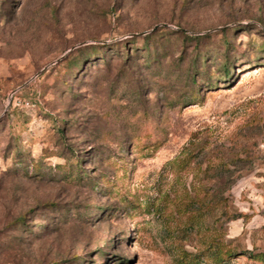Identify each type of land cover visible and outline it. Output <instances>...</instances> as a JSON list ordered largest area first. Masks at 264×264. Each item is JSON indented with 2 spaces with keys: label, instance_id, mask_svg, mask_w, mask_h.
<instances>
[{
  "label": "rangeland",
  "instance_id": "374dc122",
  "mask_svg": "<svg viewBox=\"0 0 264 264\" xmlns=\"http://www.w3.org/2000/svg\"><path fill=\"white\" fill-rule=\"evenodd\" d=\"M247 250L264 0H0V264H261Z\"/></svg>",
  "mask_w": 264,
  "mask_h": 264
},
{
  "label": "trees",
  "instance_id": "16d2710c",
  "mask_svg": "<svg viewBox=\"0 0 264 264\" xmlns=\"http://www.w3.org/2000/svg\"><path fill=\"white\" fill-rule=\"evenodd\" d=\"M198 146L197 144L190 149V151L187 153V157H191L195 154V147ZM184 160H182L183 162ZM211 167L213 169V174L215 179H224L225 174H227L228 181L230 180V183L225 187V189L229 190L232 188L233 183H234V175L230 169H227L225 164L222 161H219L218 159H215L212 161ZM208 206L211 211H214L215 209H218L220 205H225L227 206L228 203V198L223 195V193L219 190H216L212 195H209L208 198ZM238 216V215H237ZM235 216V217H237ZM224 254H228L229 256L232 255L229 250H226L224 252L220 251L217 252V257L218 259L224 258ZM241 255H246L256 261H260L261 264H264V252L260 253H253L252 251H245L244 253H241Z\"/></svg>",
  "mask_w": 264,
  "mask_h": 264
}]
</instances>
